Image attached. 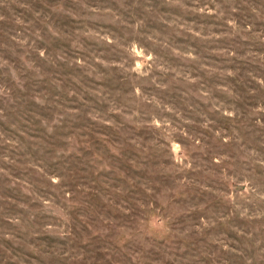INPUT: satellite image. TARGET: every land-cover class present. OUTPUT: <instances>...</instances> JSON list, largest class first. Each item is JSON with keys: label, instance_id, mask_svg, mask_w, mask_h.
<instances>
[{"label": "rangeland", "instance_id": "374dc122", "mask_svg": "<svg viewBox=\"0 0 264 264\" xmlns=\"http://www.w3.org/2000/svg\"><path fill=\"white\" fill-rule=\"evenodd\" d=\"M0 264H264V0H0Z\"/></svg>", "mask_w": 264, "mask_h": 264}]
</instances>
